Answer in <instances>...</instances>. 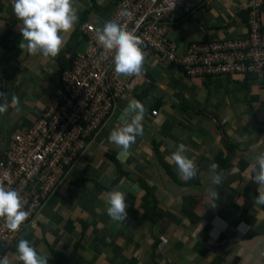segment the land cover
Returning <instances> with one entry per match:
<instances>
[{
	"label": "crops",
	"instance_id": "crops-1",
	"mask_svg": "<svg viewBox=\"0 0 264 264\" xmlns=\"http://www.w3.org/2000/svg\"><path fill=\"white\" fill-rule=\"evenodd\" d=\"M115 2L73 0L78 22L51 58L18 47L22 22L11 0H0V92L9 103L0 114V159L10 136L30 124L51 97L59 60L65 59L62 69L69 68V56L84 50L79 25L101 27ZM209 2L200 17L179 14L169 29L178 54L193 43L244 36L248 0ZM261 19L264 31V7ZM144 69L5 250L11 264H22L16 253L21 238L49 262L70 260L75 253L79 264H264V205L255 202L264 188L256 184L254 195L251 187V167L264 150V76H188L151 57ZM12 95L19 98V111L11 105ZM132 100L146 109L143 135L125 153L108 137ZM180 143L198 166L189 181L170 162ZM213 160L228 164L217 170L224 177L220 185L210 180ZM113 187L127 193L125 221L107 215L104 193ZM212 189L218 193L215 207L209 205Z\"/></svg>",
	"mask_w": 264,
	"mask_h": 264
},
{
	"label": "built area",
	"instance_id": "built-area-1",
	"mask_svg": "<svg viewBox=\"0 0 264 264\" xmlns=\"http://www.w3.org/2000/svg\"><path fill=\"white\" fill-rule=\"evenodd\" d=\"M209 1L116 0L105 21H117L127 30H135L144 41L141 47L145 59L151 57L167 65L174 64L188 76L253 74L262 78L264 0H248L244 36L204 40L191 44L184 53H177V46L168 36L169 29L179 21V14L183 19L200 17L209 8ZM96 29L88 22L79 25L84 50L72 55L69 68L58 71L57 86L49 100L30 124L10 136L3 149L0 183L20 193L25 210L31 215L15 232L0 218V247L7 249L14 245L23 227L111 114L116 98L131 86L133 76L114 72V51L99 44ZM151 113L156 115L157 110ZM6 249H0V257L5 256Z\"/></svg>",
	"mask_w": 264,
	"mask_h": 264
},
{
	"label": "clouds",
	"instance_id": "clouds-1",
	"mask_svg": "<svg viewBox=\"0 0 264 264\" xmlns=\"http://www.w3.org/2000/svg\"><path fill=\"white\" fill-rule=\"evenodd\" d=\"M11 4L16 19L22 22V40L18 47L33 56L40 54L44 57H57L66 44L64 34L70 33L78 22L73 0H11ZM96 32L99 44L106 50L114 51L113 70L116 74H143L146 53L141 46L144 41L135 34V30H127L119 22L109 20L97 28ZM0 98H3L0 114H3L9 107L7 93L0 92ZM11 105L19 111V98L16 95H12ZM145 112V106L140 101L132 100L123 110L120 123L110 131L109 142L127 153L136 142L137 136L143 135ZM187 151L186 145L180 143L170 156V162L176 165L180 178L184 181L194 179L198 172V166L186 155ZM219 167L214 160L209 164L213 185L223 182L222 172L217 171ZM251 171L253 182L264 188V150L255 156ZM126 195L118 187L104 193L106 212L111 220L125 221ZM209 199V205L215 207L218 200L215 189L210 190ZM255 202L264 205V190L259 191ZM30 215V211L25 210V201L20 193L0 183V218L5 220L7 228L17 231ZM16 253L22 264H48L49 261V256L39 254L30 241L24 238L19 239ZM0 264H11V261L7 256L0 257Z\"/></svg>",
	"mask_w": 264,
	"mask_h": 264
},
{
	"label": "trees",
	"instance_id": "trees-1",
	"mask_svg": "<svg viewBox=\"0 0 264 264\" xmlns=\"http://www.w3.org/2000/svg\"><path fill=\"white\" fill-rule=\"evenodd\" d=\"M78 34V33H77ZM71 57H72V54L69 56V59H71ZM64 62H65V59H61V60H59V68H60V70H62V65H64ZM158 157H159V159L161 160V158H160V154H158ZM215 161V160H214ZM216 162H217V160H216ZM219 164V166H220V168L221 167H224V166H226V165H228L226 162H223V163H218ZM248 186H250V183H248ZM251 187H253L254 189L252 190L253 191V194L254 195H257L258 194V191L256 190V183H251ZM193 201V200H192ZM244 208H247L245 205H244ZM0 249L2 250V251H4V249H6V247H4V246H1L0 247ZM79 258L77 257V256H75V253H73L72 255H71V258H70V260H66L65 258H55V257H53L51 260H50V262H54V263H56V264H79ZM50 262L48 261V264H50Z\"/></svg>",
	"mask_w": 264,
	"mask_h": 264
}]
</instances>
